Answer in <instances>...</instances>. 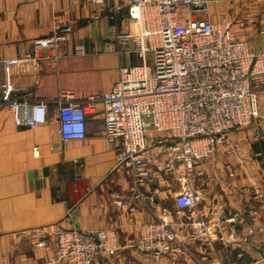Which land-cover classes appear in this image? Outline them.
<instances>
[{
  "label": "crops",
  "instance_id": "1",
  "mask_svg": "<svg viewBox=\"0 0 264 264\" xmlns=\"http://www.w3.org/2000/svg\"><path fill=\"white\" fill-rule=\"evenodd\" d=\"M96 12L93 0H0V94L6 85L12 96L47 105V120L31 126L16 123L0 97V264H70L54 257V233L71 226L115 228L117 252L99 264H264V83L257 86L256 118L233 130L192 174L203 193L200 215L211 230L192 237L190 218L176 212L175 176L155 174L143 197L133 196L130 174L117 167L121 143L105 135L101 103L87 114L85 137L61 135V93L73 100L103 93L120 65L139 59L129 44L115 40L130 24L126 7L105 0V10ZM208 16L230 21L237 37L264 53V0H208ZM57 26L70 27L59 45L34 52V39ZM117 200L135 208L117 210ZM161 216L183 222L174 249L154 262L134 244L140 223ZM229 233L238 237L235 246L225 241ZM41 239L45 244H37Z\"/></svg>",
  "mask_w": 264,
  "mask_h": 264
},
{
  "label": "built area",
  "instance_id": "2",
  "mask_svg": "<svg viewBox=\"0 0 264 264\" xmlns=\"http://www.w3.org/2000/svg\"><path fill=\"white\" fill-rule=\"evenodd\" d=\"M93 1L98 12L105 10V0ZM113 1L126 7L130 22L119 29L115 40L129 44L140 61L120 65L115 83L103 93L80 100L61 93L57 99L61 135L85 137L87 114L101 103L105 135L121 143L117 167L130 174L133 196L141 199L142 187L155 174L175 176L180 184L176 212L190 218L189 235L202 238L211 230L200 215L203 193L194 185L192 174L218 144L229 141L234 129L250 124L258 115L257 86L264 83V53L251 50L246 40L237 37L230 21L211 20L208 0ZM113 10L110 16L115 18ZM69 29L57 26L51 34L35 38L33 51L57 47ZM0 97L16 123L36 126L47 120L43 99L12 96L6 85ZM115 207L133 210L135 205L117 200ZM182 222L171 223L166 216L142 221L135 248L158 262L174 249ZM253 230L247 227L248 232ZM225 241L235 246L238 237L229 233ZM37 244H45V239ZM117 249L113 226L92 231L61 227L54 233V257L70 264H99Z\"/></svg>",
  "mask_w": 264,
  "mask_h": 264
},
{
  "label": "rangeland",
  "instance_id": "3",
  "mask_svg": "<svg viewBox=\"0 0 264 264\" xmlns=\"http://www.w3.org/2000/svg\"><path fill=\"white\" fill-rule=\"evenodd\" d=\"M147 58H148V61L151 63V54H150V52H148L147 53ZM138 59V58H137ZM140 61V58L138 59V62ZM240 128H242V127H240ZM240 128H236V129H234V130H237V129H240Z\"/></svg>",
  "mask_w": 264,
  "mask_h": 264
}]
</instances>
